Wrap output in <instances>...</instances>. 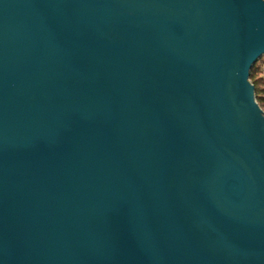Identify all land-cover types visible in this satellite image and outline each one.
<instances>
[{
	"label": "water",
	"instance_id": "1",
	"mask_svg": "<svg viewBox=\"0 0 264 264\" xmlns=\"http://www.w3.org/2000/svg\"><path fill=\"white\" fill-rule=\"evenodd\" d=\"M264 0H0V264H264Z\"/></svg>",
	"mask_w": 264,
	"mask_h": 264
},
{
	"label": "trees",
	"instance_id": "2",
	"mask_svg": "<svg viewBox=\"0 0 264 264\" xmlns=\"http://www.w3.org/2000/svg\"><path fill=\"white\" fill-rule=\"evenodd\" d=\"M264 62V56H262L250 69L249 79L254 87V96L257 104L261 107L264 106V68L261 63Z\"/></svg>",
	"mask_w": 264,
	"mask_h": 264
},
{
	"label": "rangeland",
	"instance_id": "3",
	"mask_svg": "<svg viewBox=\"0 0 264 264\" xmlns=\"http://www.w3.org/2000/svg\"><path fill=\"white\" fill-rule=\"evenodd\" d=\"M261 65H262V68H264V62H262ZM262 76H264V73H262ZM260 108H261L262 110H264V106H261Z\"/></svg>",
	"mask_w": 264,
	"mask_h": 264
}]
</instances>
